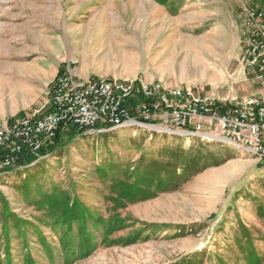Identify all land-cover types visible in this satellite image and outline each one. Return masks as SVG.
<instances>
[{"label":"rangeland","instance_id":"obj_1","mask_svg":"<svg viewBox=\"0 0 264 264\" xmlns=\"http://www.w3.org/2000/svg\"><path fill=\"white\" fill-rule=\"evenodd\" d=\"M245 1L0 0V122L47 114L70 57L165 94L261 93L240 76ZM131 123L64 131L30 164L0 166V264H264V158Z\"/></svg>","mask_w":264,"mask_h":264},{"label":"built area","instance_id":"obj_2","mask_svg":"<svg viewBox=\"0 0 264 264\" xmlns=\"http://www.w3.org/2000/svg\"><path fill=\"white\" fill-rule=\"evenodd\" d=\"M240 10L245 28L244 73L264 84V0H246ZM62 70H69V79H61L60 72L54 113L0 128V166L9 168L22 159L29 161L51 143L59 130L108 128V124L121 122L157 126L152 123L159 121L174 131L222 135L238 146L254 145L258 156L264 158V91L240 99L233 97L228 102L193 91L188 93L190 106L179 108L175 95L184 88L174 89L173 94H164L159 88L160 104L148 106L146 82L138 81L136 90H127L125 79L119 91L108 92L99 78L76 77L70 66ZM125 93H133V101H125Z\"/></svg>","mask_w":264,"mask_h":264},{"label":"bare ground","instance_id":"obj_3","mask_svg":"<svg viewBox=\"0 0 264 264\" xmlns=\"http://www.w3.org/2000/svg\"><path fill=\"white\" fill-rule=\"evenodd\" d=\"M91 78H88V79H91ZM96 78H99V82L101 84H106V90H108V92H117V91H119V89H121V82H113V81H110V80H107V79L101 78V77H96ZM61 79H69V71L68 70L61 72ZM59 80H60V75L56 78V80L54 81L53 86H52L53 87L52 88V109L47 114L42 115V116H46V115H49L50 113H54V103H57L56 82ZM122 82H125V81H122ZM137 83L138 82L126 81V89L127 90H136L137 89ZM149 85H151V86L149 87ZM159 88L161 89L162 93H164L160 85H158V87H154L152 84H146V89H147V92L149 93L148 97H154L153 95L160 93ZM172 92L173 91L167 92V94H172ZM178 93L182 94V97L181 98L178 97V98L183 100L185 97H188V93H191V92L190 91L183 92V91L179 90ZM132 98H133V93H125V101H131ZM145 104H148V106H157L160 104V100L153 102V103L145 101ZM36 119L37 118H35V116L21 117V118L15 120L13 123L0 125V128H10V126H16L17 122H28V121H34ZM134 125L136 126L137 124L136 123L121 122L118 125L108 124V128H101V129H105V130L106 129H113V128H116L119 126L131 127ZM83 131H85V130H83ZM133 133H134V135H137L139 132H137L136 130H133ZM199 134H201V133H199ZM202 136H204V135H202ZM216 136L223 137L222 135H216ZM216 136L210 135L208 138H210V139L219 138ZM248 148H249V151H252L255 153L258 152V148L255 147L254 145H248Z\"/></svg>","mask_w":264,"mask_h":264},{"label":"crops","instance_id":"obj_4","mask_svg":"<svg viewBox=\"0 0 264 264\" xmlns=\"http://www.w3.org/2000/svg\"><path fill=\"white\" fill-rule=\"evenodd\" d=\"M74 59L73 58H67L64 62L68 61L67 63H62L61 64H57L56 66V73L54 75V79L53 81L55 80V78L58 76V74L62 71V69L64 68L63 64H66V66H70V69L71 71L73 72V74L76 76V77H79V78H88V77H95V76H103V74H106L105 71H95L94 69H89V68H78L75 64V62L73 61ZM74 63V64H73ZM65 66V67H66ZM240 76L243 78V76L245 77V73H244V67H243V64H242V53H241V70H240ZM53 81L51 80L48 85L52 87L53 85ZM29 115V114H28ZM13 122V121H12ZM5 123H8V122H0V124H5ZM186 135V133L184 134ZM220 139H223V141H226V142H231L230 140L224 138V137H219ZM232 143V142H231ZM27 162V161H26ZM26 164H30V163H26ZM25 165V164H24Z\"/></svg>","mask_w":264,"mask_h":264},{"label":"trees","instance_id":"obj_5","mask_svg":"<svg viewBox=\"0 0 264 264\" xmlns=\"http://www.w3.org/2000/svg\"><path fill=\"white\" fill-rule=\"evenodd\" d=\"M65 132L73 134L74 132H81L82 133L84 131H78V130H75V129H70V130H67ZM61 133H64V131L63 130H59L58 133L56 134V136L54 137V139L51 141V143L46 148L42 149V151H40V153L38 155L29 158L28 162L31 163L32 161H34L35 159L39 158L40 156H44V155L50 153L52 150H54L55 149V145L58 142ZM26 163L27 162H25V159H22L18 165H24ZM15 166H17V165H15Z\"/></svg>","mask_w":264,"mask_h":264},{"label":"water","instance_id":"obj_6","mask_svg":"<svg viewBox=\"0 0 264 264\" xmlns=\"http://www.w3.org/2000/svg\"><path fill=\"white\" fill-rule=\"evenodd\" d=\"M141 126H146V127H148L149 125H147V124H143V123H139ZM172 132H175V133H178V134H180V135H184L186 132H184V131H172Z\"/></svg>","mask_w":264,"mask_h":264}]
</instances>
